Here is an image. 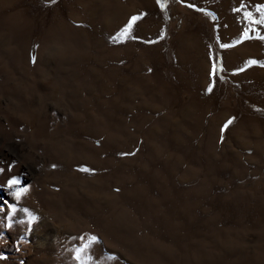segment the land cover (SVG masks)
I'll use <instances>...</instances> for the list:
<instances>
[{
    "label": "rangeland",
    "instance_id": "1",
    "mask_svg": "<svg viewBox=\"0 0 264 264\" xmlns=\"http://www.w3.org/2000/svg\"><path fill=\"white\" fill-rule=\"evenodd\" d=\"M0 264H264V0H0Z\"/></svg>",
    "mask_w": 264,
    "mask_h": 264
},
{
    "label": "snow or ice",
    "instance_id": "2",
    "mask_svg": "<svg viewBox=\"0 0 264 264\" xmlns=\"http://www.w3.org/2000/svg\"><path fill=\"white\" fill-rule=\"evenodd\" d=\"M136 19H137L136 17H133L132 20L129 21V23H128V28H130V27L132 26V24L134 23V21H135ZM128 28H125L124 31L127 32V31H128ZM249 63H254V62H253V61H250ZM210 90H211V89H209V91H210ZM228 123H230V121H229ZM225 127H227V124L225 125ZM20 184H21V181H20L19 179H15V178H14V179H9V180L7 181V187H8V188L13 187L14 185L19 186ZM16 195H17V196L20 195V190H18V191L16 192Z\"/></svg>",
    "mask_w": 264,
    "mask_h": 264
},
{
    "label": "bare ground",
    "instance_id": "3",
    "mask_svg": "<svg viewBox=\"0 0 264 264\" xmlns=\"http://www.w3.org/2000/svg\"><path fill=\"white\" fill-rule=\"evenodd\" d=\"M43 188H44V187H43ZM16 214H17V213H16ZM43 230H44V229H43ZM34 231H35V230H34ZM34 231H33V232H34ZM37 232H39V231H37ZM34 235H36V234H34ZM41 237H42V236H41ZM43 238H44V237H43ZM47 238H48V237H47ZM36 241H37V240H36ZM41 242H42V241H41ZM47 242H48V241H47ZM34 243H35V242H34ZM39 243H40V242H39ZM35 244H36V243H35ZM36 245H37V244H36Z\"/></svg>",
    "mask_w": 264,
    "mask_h": 264
}]
</instances>
